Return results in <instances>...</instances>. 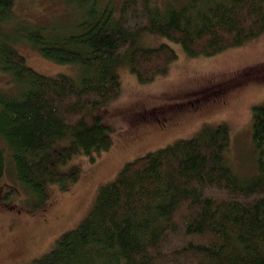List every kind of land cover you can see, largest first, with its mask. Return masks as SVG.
<instances>
[{"label":"trees","instance_id":"16d2710c","mask_svg":"<svg viewBox=\"0 0 264 264\" xmlns=\"http://www.w3.org/2000/svg\"><path fill=\"white\" fill-rule=\"evenodd\" d=\"M73 1L77 19L58 26L19 20L16 0H0V70L14 83L0 90L1 208L16 206L7 199L12 188H2L4 148L18 184L42 199L41 215L49 207L46 185L60 176L69 185L77 179L73 171L57 174L59 165L109 148L110 127L99 108L120 93L115 68L127 62L147 82L177 57L167 44L135 45L139 33L163 36L187 56H211L264 34V0H166L163 10L151 0H124L116 18L108 0ZM20 43L54 62L77 64L78 81L28 67L14 47ZM201 105L175 116V105L167 115L153 109L146 125L170 132ZM170 120L175 127H166ZM251 142L246 174L225 158L223 124L133 159L98 190L75 228L26 264H264V103L253 108Z\"/></svg>","mask_w":264,"mask_h":264},{"label":"rangeland","instance_id":"374dc122","mask_svg":"<svg viewBox=\"0 0 264 264\" xmlns=\"http://www.w3.org/2000/svg\"><path fill=\"white\" fill-rule=\"evenodd\" d=\"M123 1L108 0L115 18ZM151 1L159 10L164 9L166 0ZM14 11L20 14L19 20L39 25L54 22L58 26L74 23L79 14L73 0H16ZM140 43L142 48L167 44L177 57L164 74L147 82L138 81L127 62L115 68L120 93L99 108L102 120L110 127L111 144L107 150L91 153L92 159L82 154L57 167V174L73 171L77 179L69 185L68 177L60 176L59 182L46 185V214H39L42 199L18 184L11 151L4 148L2 190L12 188L7 199L16 206L0 207V264H26L41 258L60 235L86 217L98 190L113 181L126 163L176 141L192 139L203 128L225 125L230 142L224 153L227 162L241 174L252 168V112L264 103V34L211 56H187L179 44L151 32L139 33L135 45ZM14 47L25 58L26 65L42 75H68L78 81L82 73L77 64L54 62L30 45L20 43ZM13 85L11 76L0 70V90L9 92ZM221 95L224 96L220 98ZM199 102L203 105L182 116L170 132L159 133L146 125L155 117L153 109L167 115L174 109L169 108L172 104L176 112L171 115L175 116Z\"/></svg>","mask_w":264,"mask_h":264},{"label":"flooded vegetation","instance_id":"af4514ba","mask_svg":"<svg viewBox=\"0 0 264 264\" xmlns=\"http://www.w3.org/2000/svg\"><path fill=\"white\" fill-rule=\"evenodd\" d=\"M170 107H171V105H169V108H170ZM168 112H171V111H168ZM164 122H168V119H167V120L165 119ZM171 122L173 123V120H172V121L170 120V123H168L169 126H166V127L169 128L170 126H171V127H175V126H176V122H174L173 124H172ZM160 123H161V122H160ZM165 124L167 125V123H165Z\"/></svg>","mask_w":264,"mask_h":264},{"label":"bare ground","instance_id":"6f19581e","mask_svg":"<svg viewBox=\"0 0 264 264\" xmlns=\"http://www.w3.org/2000/svg\"><path fill=\"white\" fill-rule=\"evenodd\" d=\"M50 146V145H49Z\"/></svg>","mask_w":264,"mask_h":264}]
</instances>
